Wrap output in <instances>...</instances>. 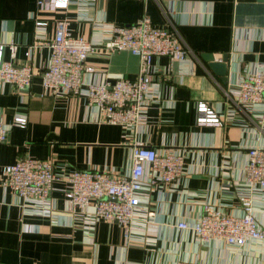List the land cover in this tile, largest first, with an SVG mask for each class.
Returning <instances> with one entry per match:
<instances>
[{
	"label": "crops",
	"instance_id": "obj_1",
	"mask_svg": "<svg viewBox=\"0 0 264 264\" xmlns=\"http://www.w3.org/2000/svg\"><path fill=\"white\" fill-rule=\"evenodd\" d=\"M35 9L36 0H0L2 57L35 70L23 89L0 81V119L7 124L16 115L28 119L25 128L10 127L0 143V264H264L262 241L201 243L177 226L194 223L205 204L242 215L240 197L247 196L264 229V189L249 193L244 173L248 149H264V105L247 109L237 96L241 79L264 69V0H70L62 11ZM34 10L47 21L41 35L27 17ZM145 16L168 27L189 50L182 61L153 58L158 86L137 125L123 130L102 121L84 96L45 92L41 74L56 20L66 19L73 37L93 44L86 60L93 72L85 73L84 81L113 84L119 77L134 79L139 60L126 49L106 50L101 40L114 25ZM39 40L44 44L27 57L28 46ZM9 43L17 45L14 58ZM224 54L226 82L208 60L212 55L221 61ZM200 101L221 116V125L196 124ZM135 143L179 152L186 165L180 182L161 191L144 189L128 235L118 222L75 217L65 201L64 177L53 184L50 217L24 213V201L2 184L3 166L25 156L49 160L58 175L68 168L125 174Z\"/></svg>",
	"mask_w": 264,
	"mask_h": 264
},
{
	"label": "built area",
	"instance_id": "obj_2",
	"mask_svg": "<svg viewBox=\"0 0 264 264\" xmlns=\"http://www.w3.org/2000/svg\"><path fill=\"white\" fill-rule=\"evenodd\" d=\"M84 1V0H79ZM86 1V0H85ZM70 0H36V11H62ZM27 17L34 21L35 32L41 35L47 21L38 18L36 11ZM111 35L102 38V47L108 51L129 50L138 57V72L134 79L119 77L113 84L108 82H85L83 75L93 72L86 64L93 44L82 37H73L66 19L55 21L54 35L46 42L50 55L41 78L45 92L52 95L84 96L89 105L96 107L102 121L119 125L123 130L137 125L145 109L148 96L156 91L153 58L167 56L171 60H184L188 48L183 46L177 35L168 27L154 25L148 17L120 26L112 27ZM44 43L37 41L28 46L26 56L33 48ZM5 45L0 44V81L10 83L18 89L32 83L35 70L30 63L16 64L2 57ZM14 58L17 45L9 43ZM237 96L247 109L264 105V69L246 75L237 85ZM196 124H222L221 116L206 102L197 103ZM28 119L16 115L10 124L0 119V143L5 142L10 127L25 128ZM185 161L181 153L174 150L157 151L154 147L135 143L132 147V165L125 174L111 170H80L68 168L58 175L49 160L29 156L20 157L14 163L3 166L2 184L23 200V212L50 217L49 199L53 184L65 178L63 189L68 210L85 219L118 222L128 235L135 221L140 195L144 189L161 191L181 181L185 173ZM145 167L147 178L145 177ZM245 187L249 193L264 189V149L251 147L247 151L244 167ZM249 197L242 196L245 212L230 214L219 205L205 204L200 217L191 225L180 222L178 227L189 229L198 241L223 240L230 245L242 246L248 241L264 242V229L260 228L252 215ZM93 207V211H90ZM174 264H199L177 261Z\"/></svg>",
	"mask_w": 264,
	"mask_h": 264
},
{
	"label": "water",
	"instance_id": "obj_3",
	"mask_svg": "<svg viewBox=\"0 0 264 264\" xmlns=\"http://www.w3.org/2000/svg\"><path fill=\"white\" fill-rule=\"evenodd\" d=\"M208 60L210 62V67L217 71L218 74L223 76L224 79H222V81L226 82V74L228 71V54L222 55L221 61H215L212 55H210Z\"/></svg>",
	"mask_w": 264,
	"mask_h": 264
}]
</instances>
